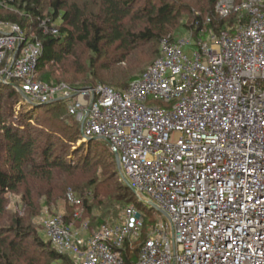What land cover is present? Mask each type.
<instances>
[{"label":"built area","instance_id":"1","mask_svg":"<svg viewBox=\"0 0 264 264\" xmlns=\"http://www.w3.org/2000/svg\"><path fill=\"white\" fill-rule=\"evenodd\" d=\"M215 13L235 20L202 28L207 39L191 54L193 31L165 37L158 58L123 90L45 82L41 42L28 43L17 24L0 33V83L34 105L64 101L82 140H103L118 156L139 203L88 236L46 210L45 236L73 264H264V0H218ZM67 196L79 202L71 188ZM144 204L162 217L136 253Z\"/></svg>","mask_w":264,"mask_h":264},{"label":"trees","instance_id":"2","mask_svg":"<svg viewBox=\"0 0 264 264\" xmlns=\"http://www.w3.org/2000/svg\"><path fill=\"white\" fill-rule=\"evenodd\" d=\"M85 1L50 0L46 16L43 0H0V8L6 4L18 10L15 15L0 14V21L17 24L25 36L32 33V41L42 44L37 67L39 79L53 85L63 84L64 81L53 79L55 71L51 68L83 47L93 55L88 59V69L84 68L88 77L85 79L102 81L101 71L109 67L106 63L99 66L98 62L107 46L118 43V47L125 50L142 41L155 45L165 37L175 38V33L182 27L198 35L204 27L218 31L235 20L234 16L221 19L216 15L218 0ZM183 12L189 13L191 21H182ZM207 19L211 20L210 24H206ZM52 27L58 29L57 34L52 33ZM159 52L160 48L153 54L158 58ZM140 76L131 77L129 84ZM26 103L13 84L0 83V264L26 261L41 264L44 256L45 264H73L68 256L55 251L33 225L34 217L45 205L57 204L67 195L68 188L78 192L82 206L89 210V196L97 199L102 209L109 208L104 197L117 205L139 203L129 183L120 178L116 156L106 142H98L95 146L96 140H91L88 144L101 153L109 152L110 162L104 161L98 153L94 161L95 157L92 158L89 151L82 156L70 157L74 153L73 146L82 139V130L76 118L68 114L64 101L41 106H26ZM69 142L73 144L69 145ZM84 174L90 176L82 178ZM13 193L21 194V214L8 209L9 196ZM73 213L65 215L67 223L74 220ZM154 221L145 225L147 232L146 227ZM104 222V218L98 220V224ZM145 230L142 240L136 243V253L147 236Z\"/></svg>","mask_w":264,"mask_h":264},{"label":"rangeland","instance_id":"3","mask_svg":"<svg viewBox=\"0 0 264 264\" xmlns=\"http://www.w3.org/2000/svg\"><path fill=\"white\" fill-rule=\"evenodd\" d=\"M49 1L50 0H43V12H44V15L46 16L48 15V12L50 10ZM69 1L70 2L78 1L82 3L86 2L85 0H69ZM0 14H2L3 16L15 15V14H18V10L10 5L5 4L2 8H0ZM191 18L192 17L189 15V13L183 12L182 21L188 22V21H191ZM10 24H13V23H9V22L4 23L0 21V30L4 31L5 29H7V27ZM43 24L45 23L43 22ZM129 26L134 27V24H129ZM190 31L191 30L182 27L179 30V32L175 33L176 34L175 38L187 37L190 35L189 34ZM200 37H202L203 40L207 39V32L203 34H198V35L194 34L192 38V42L194 46L188 48L189 50L188 52L190 54L197 48V42ZM33 38H34V35L32 33H29L27 35V42L28 43L31 42ZM107 47L104 48V53H103L104 55L101 58H99V62H98L99 66L103 63H106L109 67L108 69H103L101 71L102 81L91 79V78L89 80L85 79L88 77L85 76L84 68H86V70L88 69L89 67L87 66L88 59L91 58L93 55L91 54L89 50L84 49L83 47L78 48L79 50L77 49L75 54L67 56L66 58H64L63 62L59 63L58 65H55L53 68H51V66L48 67L55 71V75L53 76V79L56 81H60V82L64 81L63 84L65 83L67 85H72V86L91 84V83L96 84V83L102 82V84H108L116 89L122 90L125 87H127V85L130 82L131 77L137 76V75H143L144 72L149 68V66L157 59V54H153V51L158 50L160 48V42L155 43V45H152V43H145L142 41V42H138L137 44H132L129 48H125V50L124 48L122 49L118 47V43H115ZM26 102L28 103V104L26 103V106H30L31 103L28 101ZM73 120L74 119L72 118L69 119L70 122H73ZM66 136L67 135L64 136V139H66L67 141L68 136L67 137ZM98 142H105V141L96 140V143H94V145L96 146ZM72 144L73 142L72 143L69 142V145H72ZM91 147L92 146L88 144V141H83L82 139L78 140V142L72 148V150L74 151V153H72L73 156H70V157L74 158L75 156H82L84 152L89 151L91 152L90 156L92 158L95 157L94 161L97 160L98 156L100 155H102L104 161L110 162L112 160L111 154L109 152L101 153V151H96ZM96 153H98V156ZM81 176L83 178V176H90V175L84 174ZM120 178H122L121 173H120ZM114 182H112V184ZM74 192L77 195L78 192L77 191H74ZM87 196H89L88 193H87ZM104 199L106 200V203L108 204V207H109L108 209H102L101 206L99 207L98 206L99 204L97 203L98 200L97 199L95 200L91 196H89L88 204L89 206H91V210H89L87 207L82 206V201L80 199L78 203L72 204L70 203L68 196L64 195L62 198H60L57 201V204L51 205V206L45 205L41 209L40 213L34 217L33 225L35 226V228H37L39 233L46 240H48L47 237L45 236V233L43 231V226L41 224V218L43 216V213L46 210H49V212L54 215H59V214L66 215L68 212V216L75 210H79L80 216H81L80 219L72 220L71 224L74 230L78 232L79 230H81L85 236H88L89 234L93 233V230H95L97 226L100 225L98 224L99 219L104 218L105 221L115 222L122 216L124 208L125 206H127L122 203L117 205L115 201L111 202L106 197H104ZM8 202H9L8 209L11 212L18 211V213L21 214L22 212L21 210L23 209L20 207V204L22 203L21 194H18V193L11 194L9 196ZM140 208H141V211L144 212L145 214L146 224L151 222V220H157L162 217L159 211L152 209L151 206L148 204H144V206L143 207L140 206ZM86 221L89 222V230L83 231L81 228V225L83 222H86ZM146 228H148V226ZM170 238L172 240L171 231H170ZM39 257L41 256L39 255ZM45 258L46 256L43 257L41 264H45ZM16 264H29V262L27 261L18 262Z\"/></svg>","mask_w":264,"mask_h":264},{"label":"water","instance_id":"4","mask_svg":"<svg viewBox=\"0 0 264 264\" xmlns=\"http://www.w3.org/2000/svg\"><path fill=\"white\" fill-rule=\"evenodd\" d=\"M22 95H24L25 96V94L22 92ZM82 135H83V133H82ZM116 160H117V164L119 165V159H118V156H116ZM120 167V166H119ZM129 185L131 186V184L129 183ZM132 187V186H131Z\"/></svg>","mask_w":264,"mask_h":264}]
</instances>
